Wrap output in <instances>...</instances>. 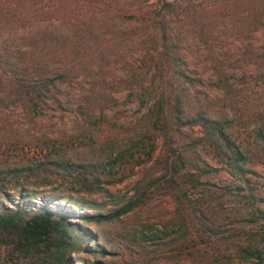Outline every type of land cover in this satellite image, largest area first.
Here are the masks:
<instances>
[{"label":"rangeland","instance_id":"374dc122","mask_svg":"<svg viewBox=\"0 0 264 264\" xmlns=\"http://www.w3.org/2000/svg\"><path fill=\"white\" fill-rule=\"evenodd\" d=\"M162 1L166 0L107 5L112 13L123 15V22L114 25L118 29L107 27L104 36H99L116 38L109 64L93 68L91 76L57 83L37 114L19 106H0V185L7 186L15 198L14 174L4 175L5 170L24 168V176L30 172L26 168L40 163L39 178L47 174L43 180L47 184L36 187L30 203L38 205L44 199L53 209L78 213L84 209L72 208L58 198L77 196L78 186L66 182L67 170L49 162H70L80 166L73 173L99 179L96 192H81L85 204L91 206L84 211L110 218L91 222L69 218L92 234L85 241L90 253L74 255L88 262L264 264V252L259 260L246 255L255 246L264 250V142L256 137L257 127L264 124V77H257L264 69V25L252 31V25L241 16L225 13L209 20V26L204 21L201 32L188 20L175 26L179 62L193 79L195 100L214 116L226 115L227 132L243 149L245 172L241 178L197 146L199 159L207 165L198 164L209 167V172L200 175L196 186L188 183L185 191L171 192L162 175L161 141L155 131L145 128L144 109L137 98L127 101L125 91H120L115 95L117 105L90 113L79 105L81 95L96 81V86L104 83L105 95L126 82L142 79L147 83L149 77L136 73V68L153 64L151 56L155 57L152 61L157 60L158 40L149 34L152 23L144 19ZM119 27L124 30L117 31ZM195 133L183 129L177 135L180 150L189 149L186 143ZM151 137H155V151L141 162ZM130 138L125 145H130L133 157L117 163L108 158ZM131 204L135 205L121 211ZM72 264L81 263L73 260Z\"/></svg>","mask_w":264,"mask_h":264},{"label":"trees","instance_id":"16d2710c","mask_svg":"<svg viewBox=\"0 0 264 264\" xmlns=\"http://www.w3.org/2000/svg\"><path fill=\"white\" fill-rule=\"evenodd\" d=\"M127 1L0 0V106H19L37 114L40 104L46 103L47 92L57 83L76 79L80 75L91 76L93 68L107 66L116 38L103 39L99 36H104L102 32L107 27L118 29L114 26L117 21L123 22L122 13H112L107 5ZM225 13L233 17L241 16L255 31L264 25V0L160 2L144 19L152 23L148 28L149 34L158 40L157 60L152 61L155 57L151 56L149 61L153 64L136 68V73L149 77L147 83L142 79L126 82L113 94L108 92L105 95L104 83V87L96 86L99 84L96 81L79 100V105L90 113L95 108L101 110L117 105L115 95L120 91H125L127 101L137 98L144 109L141 118L146 124L145 128L155 131L156 139L161 141L164 152L162 175L165 177V187L171 192L185 191L188 183L196 186L200 182V175L209 172V167L198 164L200 161L202 165H207L203 159H199L197 146L210 157L226 163L232 173L240 178L245 172L243 149L227 132L226 115L214 116L202 109V105L195 100V88L191 86L193 79L181 66L178 56L179 36L175 29L178 22L188 20L194 30L201 32L204 21L209 26V20L222 17ZM120 29L124 30L119 27L117 31ZM261 76L264 77V69L257 74V77ZM249 77L255 78L256 75ZM183 129L196 131L186 143L189 146L187 150L179 149L177 135ZM155 137L148 138V149L141 162L152 157ZM256 137L264 142V124L257 127ZM129 140L131 138L125 139L123 146ZM129 146L111 151L113 155L109 153L108 158L117 163L125 160V157H133L134 152L130 151ZM49 163L54 168L67 170L64 179L70 185H77L75 192H80L77 196L65 194L58 198L72 208L90 209L81 192H96L100 189L99 179L88 180L81 172L73 173L80 166L67 161L53 160ZM38 165L32 169L26 168L30 172L24 176H21L24 168H11L3 173L13 172L15 181L11 187L18 191L14 198L7 186L0 185V264H72L73 260L81 264H102L74 257L79 252L90 253L85 241L92 234L69 218L91 222L107 220L110 216L84 210L74 213L73 209H53L42 198L38 205L30 203L38 191L36 187L47 184V181H43L47 174L39 178ZM30 175H34V178ZM263 252V248L255 246L246 255L259 260Z\"/></svg>","mask_w":264,"mask_h":264}]
</instances>
